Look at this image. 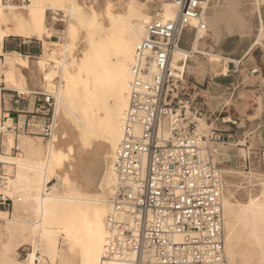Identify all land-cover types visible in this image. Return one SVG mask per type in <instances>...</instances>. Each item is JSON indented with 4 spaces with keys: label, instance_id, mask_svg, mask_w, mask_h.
<instances>
[{
    "label": "bare ground",
    "instance_id": "1",
    "mask_svg": "<svg viewBox=\"0 0 264 264\" xmlns=\"http://www.w3.org/2000/svg\"><path fill=\"white\" fill-rule=\"evenodd\" d=\"M29 1L31 3L20 6L11 0H0V48L3 39L9 35L44 38L46 33L49 36V30L45 26V9L65 10L66 19L60 21L66 22V30H63L62 42L50 41L58 47V56L55 51L49 54L50 57L46 60H50V67L42 76V82H45L43 86L54 90V129L46 144L44 159L39 158H43L41 155L44 146L25 139L28 136L19 138L18 157L5 156L0 152V162L9 175L6 192L15 194V201H22L16 204L22 207V212L31 208L35 215L33 219H10L6 216L9 212L0 209V220L5 221L4 228H0V235L3 230L7 234V240L2 241L0 247V259L5 257V262L0 260V264H8L9 260L13 264H35V248L29 251L27 261L11 257V251L19 247L15 237L21 235L23 240L34 238L31 240L35 247V237L51 229L60 232L67 251L80 249L78 264H161L148 255L138 262L103 261L101 258L106 235L104 218L110 209V194L114 183L111 158L121 139V120L129 101V67L134 46L142 37L145 23L151 20L157 8L154 13L146 14L138 21L137 26L126 21L123 15L114 13L112 1L98 6V10L84 9L77 0ZM122 1L124 2L119 1L120 5ZM203 1L207 7L204 17L206 30L186 32L192 34L188 40L189 48L178 45L174 49V66L181 65V60L184 61V70L187 73H193L196 68L200 69L201 75L216 73L223 68V59H231L223 56L220 52L222 50L216 47L233 36H237L240 41L250 40L242 56L247 55L254 47L264 51V0ZM124 6L134 8L136 3L125 0ZM19 8L27 11L19 12ZM162 8L164 17L175 14V7L167 1H163ZM102 19L106 20V24ZM81 31L85 32L86 45L81 56L71 63L68 56L72 54L74 41L81 36ZM49 51L45 47L43 53L47 55ZM6 59L9 64L7 75L25 82L18 65L27 66V58L18 52H9L5 54ZM43 60L45 58L40 57L42 66L45 64ZM56 74L57 84L54 83ZM67 131L72 134L70 138ZM256 134L260 132L256 131ZM8 136L15 138L11 134ZM93 136L109 145L104 160L100 149L95 147ZM58 137L66 140L59 141ZM3 142L6 145L12 144L8 137ZM74 153L79 159L76 164L70 162ZM84 154L89 155L87 161L83 160ZM11 169H14L13 174L10 173ZM53 178L56 181L46 191V183ZM261 187L260 195L251 196L243 203L231 199L233 193L229 188L226 193L223 190L224 249L227 264H241L236 262L233 248L236 245L235 233L239 224L242 228H248L264 248V186ZM67 251L61 252L58 264H75L69 259ZM40 255L38 264H43V256ZM259 259L264 261V250Z\"/></svg>",
    "mask_w": 264,
    "mask_h": 264
},
{
    "label": "built area",
    "instance_id": "2",
    "mask_svg": "<svg viewBox=\"0 0 264 264\" xmlns=\"http://www.w3.org/2000/svg\"><path fill=\"white\" fill-rule=\"evenodd\" d=\"M164 1L175 7V14L164 17L158 3L134 46L129 101L121 120V139L111 158L114 183L104 218L101 258L138 262L148 255L161 264H227L224 188L215 162L224 143L217 123L220 112L210 109L207 96L200 93L202 85L189 81L184 61L172 64L174 49L185 33L206 30L207 7L203 0ZM258 73V67L247 70L248 77ZM255 88L260 95L259 87ZM31 100L34 106L23 112L29 114L24 122L9 117L7 104L25 101L28 105ZM53 104V95L45 90L26 92L0 82V150L5 136L17 138L29 126H38L36 133L50 139ZM37 115L43 118L38 124L32 119ZM202 120L206 129L198 132ZM10 149L19 150L16 139ZM257 154L264 159V149ZM250 160L248 153L244 162ZM8 177L0 162V208L12 206L16 199L6 192ZM23 259H29V252ZM40 259L36 252L33 262L38 264Z\"/></svg>",
    "mask_w": 264,
    "mask_h": 264
},
{
    "label": "rangeland",
    "instance_id": "3",
    "mask_svg": "<svg viewBox=\"0 0 264 264\" xmlns=\"http://www.w3.org/2000/svg\"><path fill=\"white\" fill-rule=\"evenodd\" d=\"M3 1H5V0H3ZM108 1H112V11H114V13L123 15V17L126 21H129V22L131 21L137 25V22L140 21L143 17H145L146 14L149 15L150 12L154 13V9L158 7V3L162 4L164 0H139L138 2L134 1L136 3V7H134V8H126L124 6L125 0H124V2L122 1L123 3L121 5L119 3L120 0H78V3L84 9L90 10V8H94V9L98 10V8H99L98 6L101 7L103 4H106ZM11 2L15 3L17 5H20V6L27 5V4L31 3L29 0H27V1L26 0H11ZM149 4H150V6H149ZM17 11L26 12L27 9L23 10L22 8L21 9L19 8ZM45 14H46V18H45L46 28L49 26H52L49 29L50 37L47 40H46V38H43V41L42 40H39V41L42 45L43 50L45 47H47L48 51L49 50L50 51L47 55L44 54L42 51L41 52L42 56L38 55L37 57L32 58V69L35 71V73L37 74V78L40 81L39 87H41L42 90H45V91H47L53 95L54 90H51V88L48 86H42L45 83L44 81L42 82V76L44 75L45 70H47L50 67V63H51L50 60H46V58L50 57L49 54H51L52 52L55 51L54 53L58 56V47L50 41H57L58 43L63 41L62 39H63L64 31L66 30V22L65 21L63 22L60 20H63V19L65 20L66 16H64V15H66L67 13L63 9H58V10L57 9H53V10L52 9H49V10L45 9ZM262 15L264 17V8H262ZM54 17L58 18V20L54 19ZM135 19H137V20H135ZM102 22L104 24H106L105 19H102ZM207 33L210 34L209 31ZM79 34L81 36L80 37L78 36L75 39L74 44H73L74 47L75 46L76 47L72 48V50H71L72 54L70 53V55L68 56V58H69L68 60L71 63H72V60H75L76 58L78 59L81 56V54L85 48V45H86V43L84 41L85 32L81 31ZM44 36L46 37L48 35L45 33ZM190 36H192V34L185 33L184 40L181 43L182 47L189 48L188 40H189ZM10 37H12V36H10ZM32 39H35V38H32ZM249 44H250L249 39H244V40L240 41L237 36H233V37H228L220 45H218V47H216V49L222 50V51H220L221 54L223 56H226V57L231 58V59L230 60L223 59L222 60L223 68L221 70L217 71L216 74H218V73L226 74L227 73V75H235V77H237V78L239 77L238 79L240 81L243 80L245 82L246 81L248 82L249 81L248 74H247L248 66L246 65L245 62H246V59H248V58L252 59V57L247 56V57L243 58L242 54H243L244 50L249 46ZM260 49L256 48L254 50V55L256 57H259V58L262 55ZM0 50H1V48H0ZM78 53H80V54H78ZM40 57H41V59L45 58V60H43L45 63L44 66L40 65ZM238 59H240V60H238ZM3 64H4V67L2 66ZM228 64L230 65L229 66L230 70L228 68ZM8 66H9V64L7 62V59L4 61L0 60V82L2 81L1 77H4V83H5L6 87H17L20 90L25 89L27 92L28 89H27V87L23 81L15 78L14 76L9 77L7 75L6 71L8 70ZM185 73H186V76L189 78V81L193 84L196 83V80H200V79H197L195 76L196 71L193 72L195 74L187 73L186 71H185ZM261 77L262 76L260 75V77L258 79L260 80ZM57 81H58V74H56V78L54 80V83L57 84ZM241 87H242V85H241ZM53 97H54V95H53ZM261 102L262 101L260 99L259 105H257V104H254V105L260 106ZM53 110H54V104H53ZM50 115L51 116L53 115V111L51 112ZM38 116H41V115H37L34 118V121L36 124L42 122V120H43V118L38 117ZM203 122L204 121H199L197 123L198 132H202L203 129H206V124ZM36 127H38V126H35V128H33V130L39 131V129ZM67 134H68L69 138L72 135L69 131H67ZM21 136L22 137L28 136V137H25V139L33 140V142H35L37 144L39 143V145H42L41 147L44 146L43 147V154L41 156L42 157L45 156V151L47 148L46 144L48 142V139H43L41 137V135H39L38 133H29L26 135L22 134L19 136V138ZM5 137L10 138V140L12 141V144L6 145L3 142L4 143L3 152L1 150H0V152L5 156L18 157L20 155L19 154L20 151L18 150V151L12 152V150L10 149L12 147V145L14 144V138L12 136H8V135ZM5 137H4V139H5ZM92 138H93V142L95 144V147H97V150L100 149L102 159L104 160L106 157V153L108 151L109 145L104 143L102 140L96 139V137H94V136ZM4 139H3V141H4ZM58 140L64 142L66 139L62 140L58 137ZM237 141L239 143L245 142L243 140L241 142H240V140H237ZM16 142H17V139H16ZM18 143H19V139H18ZM18 143H17V145H18ZM100 143H102V145H100ZM234 143H236V141H234L233 139H230V141L228 142V144L226 146L227 148H226L225 152L230 153L231 151H234L233 153H234V155H236L235 159L241 160V162L240 161H236L233 163L227 162L225 159H221V157H216L215 162L217 163V168L226 169V171H220L221 175H222L224 192L226 193V189L229 188L230 191L233 193V196L231 197V199L233 201L237 200V201L243 203V202L248 201L249 197H251V196H258L260 191H262L263 187H261V186H264V182H263L264 181V159L262 160L259 157V155L257 154V152H258L257 149L249 148V150L247 149V151H245L244 149H242L241 146H235ZM254 145H255V143H254V140L252 138L251 147H253ZM248 153H249V157L251 158V160L247 164L246 162H244V158L247 156ZM75 155H76V153H74V155L70 158V162H72V164H76V161L79 162V159L77 157H75ZM39 158L44 159V157L43 158L39 157ZM88 159H89V155L84 154L83 160L87 161ZM67 166H68V163H66V167ZM13 170L14 169H11L10 173L13 174ZM55 181H56V179L53 178L51 182L46 183V186H45L46 191H49L51 189V185ZM9 195L12 197L16 196L15 194H9ZM15 200H14V203L12 206H10L8 208H0L3 210H7L9 212L6 216H8L9 218L10 217L11 218L17 217L19 219H28V218L33 219L35 215H34L33 211L30 210L31 209V208H29L30 206H28L29 210L27 212H24V211L22 212V209H20L22 207H19L16 205L17 203H20L22 201L17 202ZM25 213H27V214L25 215ZM4 224H5V221L0 220V228L1 229L4 228L3 227ZM235 235H236L237 241H236V245H234L233 248H234L235 256L237 257L236 262L241 263V264H264V261L259 259V257L262 255V251L264 250V248H262L261 245L257 242V240H255L256 236L253 235L248 228H242L241 224H239L237 226V231H236ZM15 238H16L15 242H18L19 247L14 248L11 251L10 255L12 258L23 260L24 252L33 251V249L35 248L34 252L40 253L43 256V264H58L59 257H60L59 255L61 254V252L67 251V246H66V244L63 243L62 235L60 234V232L58 230H55V229H51L50 231L41 232L38 236H36L35 237L36 238L35 247L33 244L34 241H32V240H34V238H31L32 240L31 239L23 240L21 235H17ZM6 240H7V234L3 230V234L0 235V247H1L2 241H6ZM67 252H68L69 259L71 261H73V263L78 264V261L80 258V249H74V251L71 250V251H67ZM57 253H59V254H57ZM55 254H57V255H55ZM0 260H2V262H5V257L2 256ZM8 264H13V263H11V261L9 260ZM23 264H27V263L23 262Z\"/></svg>",
    "mask_w": 264,
    "mask_h": 264
},
{
    "label": "crops",
    "instance_id": "4",
    "mask_svg": "<svg viewBox=\"0 0 264 264\" xmlns=\"http://www.w3.org/2000/svg\"><path fill=\"white\" fill-rule=\"evenodd\" d=\"M127 1L138 2L139 0ZM51 27L52 26L47 27L48 30ZM49 37L50 35L46 37L44 36L46 40ZM39 40L43 41V38H39L37 36H28L27 38L24 36L9 35L3 39L1 48L3 53V61L5 60V54L9 52H18L27 58L28 65H18V69L25 78L24 83L27 89L32 91L42 90L41 87H39L40 81L37 78V74L32 69V58H35L38 55L41 56V52L43 51ZM256 48L259 47H254L247 55L242 56L243 58L247 56L252 57V59H246L245 63L248 68H259L258 75L248 77V82L243 80L240 81L238 79L239 77L237 78L235 75L224 76L220 73H205L201 75V72H199L200 69L198 68H196V74L191 73L195 74L197 79H200L196 80V83L202 85L200 88V93L207 96L210 109L214 112H220L217 123L221 130L224 143L221 146V154L217 157H221V159H225L227 162H241V160L235 159L236 155H234V151H231L230 153L225 152L227 148L226 146L230 139L236 141V143H234L235 146L243 145L241 147L245 151H247V148L257 150L264 149V51L259 48L262 55L260 58L256 57L254 55V50ZM0 60L2 61V58ZM229 66L230 65L228 64V68ZM260 75L262 77L259 80L258 78ZM1 80V82L4 83V77H1ZM256 81H258V83ZM255 86H258L261 90L260 95L255 94V92H257ZM260 99L262 101L260 106H255L254 104L259 105ZM33 106L34 104L32 100L28 105L25 101H21L15 105L12 103L10 105H6L7 108L10 107L11 109L9 117H11L13 120L19 118L20 124L21 122H24L29 116V114L23 112L31 111ZM35 117H32V119L34 120ZM221 118L222 121H220ZM33 128L35 127H27L26 130L22 131L17 136V138H14V141L17 139L18 143L19 136L22 134H29L31 132L36 133L37 131L33 130ZM256 131H259L260 134H256ZM252 138L255 143L253 147H251ZM237 140H240V142L243 140L245 142L239 143ZM224 170L226 171V169Z\"/></svg>",
    "mask_w": 264,
    "mask_h": 264
}]
</instances>
